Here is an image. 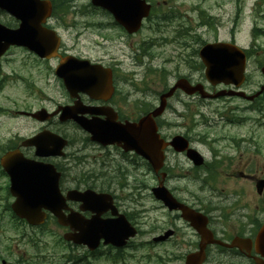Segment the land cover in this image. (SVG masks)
<instances>
[{
  "label": "flooded vegetation",
  "instance_id": "af4514ba",
  "mask_svg": "<svg viewBox=\"0 0 264 264\" xmlns=\"http://www.w3.org/2000/svg\"><path fill=\"white\" fill-rule=\"evenodd\" d=\"M243 2V0H240ZM243 7V6H242ZM242 7L238 13H242ZM264 1H257L250 11L253 14V26L251 27L252 37L249 46L242 47L244 49L246 59H251L254 63L253 71L256 73L257 79L252 82L251 89L245 86V81L241 85L242 90L250 94H256L264 87V45L257 42L255 32L258 35L264 32V29L255 26L256 22H264ZM79 9V7H77ZM97 16L96 26L99 31V38L90 39L93 43L88 44L85 48L74 44L72 47L61 44L59 53L54 58H40L35 54L22 50L21 54L30 56L32 68H39L44 76V87L52 89L55 92L54 96H47L45 91L39 88L37 96V106L33 108H24L21 111L26 112L20 115V110L13 111V115L23 117L39 124L37 130L29 136L42 130H49L54 133L65 136L68 140L73 136V132L79 130L78 126L70 120L61 121L59 119L60 111L64 107L78 106L80 108L99 109L96 113V118L101 120L110 119L113 123L124 125L127 122L138 121L139 118L152 111L160 104L161 95L175 85L180 78L188 80L190 83L201 81L193 80L190 71H193L191 61L195 59L196 51L191 45L190 33L193 30L192 17L183 16L181 8L175 7H159L158 2L151 4V11L140 29L130 33L125 30L120 24L116 23L112 16L106 10L100 7H89ZM155 8H159L158 12H154ZM189 9V8H188ZM187 9V10H188ZM190 11V10H189ZM240 18V15H239ZM241 21V19H239ZM237 20V24L238 21ZM147 24L149 32L154 33V36L134 39L140 34ZM55 23L50 21V27L54 28ZM88 28V27H87ZM83 25V29H87ZM165 32L169 33L165 34ZM77 41H79L80 31L76 32ZM261 39L264 37L260 36ZM187 39V40H186ZM233 36L230 41H233ZM78 43V42H77ZM122 44L130 49V53L134 58L133 62L137 66H142L141 84L138 88L127 87L128 79H135L137 73L127 75L122 70L123 62H120L118 57L124 56L118 53L120 47L115 49V45ZM18 55L13 60L18 68ZM74 56L81 60H87L91 65H97L90 69L92 74L100 73L96 76V82L93 87H88V91H78L72 96L64 86L63 80L56 75L55 69L58 64L66 57ZM160 60H156L157 58ZM2 61H0L1 64ZM175 64L172 71H168L166 64ZM182 65V66H180ZM187 69V73H185ZM18 70V69H17ZM95 75V74H94ZM145 75H148L152 82L159 81L167 77V83H161L162 88L159 92L153 93L150 96L143 89L145 83ZM169 75H172L173 80H168ZM23 74H17L14 71V78L19 84L21 83ZM147 77V78H148ZM52 78V79H51ZM133 80V79H132ZM52 81V82H51ZM35 84V83H34ZM37 86V84H35ZM205 86L210 92H215L217 87L205 82ZM229 89L230 87L220 86L219 89ZM197 93L188 94L180 89H176L171 96L165 99V110L160 118L157 119V127L161 137L168 142L174 135L165 134L164 116L169 107L175 109L176 104L172 100L178 97V104L183 108H189L191 99H200ZM229 98V97H228ZM187 101V103L185 102ZM251 113L253 117H232L221 115L212 121H208L206 130L202 134L188 135L183 134L190 148L197 150L201 156L199 165H195V161L187 156V151L177 152L172 147L166 146L164 150V165L154 175L151 172L150 166L134 151H125L117 144L100 145L93 143L98 149L111 148L112 154L117 157L114 159L115 165L113 172L122 174L126 180L131 173L147 171L153 175L149 183V194L152 195L153 186L162 183L166 189L176 198V200L205 215L206 227L209 230L213 240L204 243L201 235L192 226L191 223L183 218L179 210H170L164 205L162 199H154L158 203L160 217L157 219L159 226L155 234L151 237L150 243L158 244L165 247L162 254H158L159 259L164 264L181 263L184 264L188 254L196 253L201 250L203 245V255L201 254V264H264V164L259 163V155L264 153V89L256 95L251 101ZM204 103V102H202ZM46 109L44 120H39L28 115L32 111ZM239 111L238 108H236ZM88 118H92L91 114H86ZM182 116V114H181ZM67 123H71V130L68 129ZM66 126V127H65ZM221 130L220 133H215ZM80 131V130H79ZM241 131V132H240ZM240 132V134H238ZM176 135V134H175ZM1 142V137H0ZM205 152H203L202 150ZM234 151V155H229L227 151ZM250 150V157L247 156V151ZM23 155L28 158H33L42 161H51L61 171L60 188L62 192H66L71 187L83 190L86 187L73 186L64 179L65 169L70 164L71 158L74 157L75 151H68L61 158H37L34 155L33 148H22ZM217 152L223 153L220 156ZM2 156L0 143V159ZM236 159L237 166L228 169L223 166L225 160L230 158ZM5 178V195H2V184H0V217L3 215L4 208L3 199L9 201V205L13 200L12 196L7 194L9 183L8 176L4 173L0 163V179ZM191 179L190 182L183 181ZM241 182H248L249 191H245L244 185ZM190 184V185H189ZM196 184L198 190L208 191V196L202 193H196L190 186ZM100 189L94 190L104 193L103 202L97 203L101 208L102 218H114L115 208L109 207V200L117 208L118 214H124L127 220L134 226L137 235H142L143 230L140 229V223L143 219L138 220L137 210H125V198L120 197L118 188H111L103 183L98 184ZM116 185L126 187L129 190V182L124 185L120 183V178L116 180ZM209 188L210 190H208ZM212 190V191H211ZM227 190H229L227 192ZM123 193L124 190H121ZM129 194V193H128ZM214 197V198H213ZM127 201L131 202L129 199ZM7 203V202H5ZM68 208L64 210L67 216L70 210H74L84 218H89L91 212L88 209L80 210V202H67ZM113 206V205H112ZM113 206V207H114ZM202 215V216H203ZM63 233L70 231L68 226H59ZM146 233V231H144ZM150 233V232H149ZM165 238L153 241V237L162 236ZM1 235V230H0ZM133 240L128 242L124 247L101 246L107 249L108 255L116 256L122 260L125 258L124 250L130 247ZM147 241L145 242V244ZM98 248L91 252L93 259H97L102 253V249ZM167 247H170L168 249ZM110 257H107L109 259ZM1 264L3 262L1 261ZM5 264V263H4Z\"/></svg>",
  "mask_w": 264,
  "mask_h": 264
},
{
  "label": "rangeland",
  "instance_id": "374dc122",
  "mask_svg": "<svg viewBox=\"0 0 264 264\" xmlns=\"http://www.w3.org/2000/svg\"><path fill=\"white\" fill-rule=\"evenodd\" d=\"M90 0H66L62 5V11L57 13L56 20H52L55 23V29L61 36L63 44L72 47L74 44H79L82 47H89L88 44L93 43L90 39L99 38L97 36L99 31L96 30L92 24H96L97 16L95 12L89 8ZM257 1L264 0H153L158 2L159 7H175L181 8L183 16L192 17L193 30L190 33L192 38L191 45L195 48V59L191 61L193 71H190L191 78L193 80H202L203 70L199 65L197 57V50L204 42H213L215 40H228L233 36L235 42L240 46H249L250 39L252 37L251 27L254 25L253 14L250 12L252 7ZM70 4L69 6H67ZM75 9L71 8L74 7ZM243 6V7H242ZM79 7V9L77 8ZM242 7V13H238V10ZM189 8V9H188ZM188 9V10H187ZM264 10V7L262 8ZM190 10V11H189ZM159 8H155L154 12H158ZM240 15V18H239ZM57 16H60L58 20ZM241 19V21L239 20ZM237 20L238 24H237ZM0 22H7L9 24L14 23L13 19L7 16V14L0 13ZM6 24V23H5ZM83 25L87 29H83ZM255 26L264 29V22H256ZM80 31L79 41H77L76 32ZM169 32H165L167 34ZM255 37L258 38L257 42L264 45V32L258 35L255 32ZM171 33L168 34L170 36ZM154 36L155 34L149 32L147 24L145 29L136 36L134 39L140 40L141 38ZM187 40V39H186ZM78 42V43H77ZM120 47L119 54L124 55L118 57L120 62H123L122 70L127 75L131 73H137L136 78L132 77L128 79L126 83L127 87L140 86L142 69L133 62L134 58L130 49L126 48L122 44L115 45V49ZM21 52L9 51L3 58L0 64V137H1V151L7 147L14 145L20 136H27L34 133L39 124L23 117H14L13 111L22 110L24 108H33L37 106L36 99L39 95V88L47 93V96H54L55 92L52 89H46L43 81L44 76L39 68H32L33 60L28 55H20ZM18 55L17 59L19 66L13 60ZM156 60H160L158 57ZM174 62L167 65L168 71H172L175 64ZM182 66V65H180ZM248 78L245 86L248 89L253 88L252 82L257 79L255 71H253L254 63L249 59L247 65ZM18 69V70H17ZM14 71L17 74L21 73L24 77H21V83L15 81ZM187 73V69H185ZM148 75H145V85L143 89L146 94L150 96L153 93L159 92L162 88L161 83H167V77L160 79L159 81L152 82ZM52 79V78H51ZM168 80L172 81V75H169ZM264 79H260L263 81ZM52 82V81H51ZM37 84V86L35 84ZM176 104V108L169 107L164 116L165 134H177L183 133L188 135H197L205 132L208 121H216L221 115L227 114V116L241 117L253 115L245 111L248 106L246 101L239 100L237 98H221L211 101H200L198 99H191L189 104L192 107L183 108L177 102L178 97L172 99ZM187 103V101H185ZM204 102V103H202ZM238 107L239 111L236 110ZM200 111L204 113V116L199 119L195 116V119H199L195 123L192 122L190 114L192 112ZM182 114V116H181ZM71 123H67L68 129L71 130ZM65 126V127H66ZM241 132V131H240ZM240 132L238 134H240ZM215 133H220L218 130ZM71 139H74L67 147L68 151H75V158L68 164L67 179H74V185L80 186H92L100 189L98 184L103 183L109 186L111 183V190L113 188L119 189L120 197L125 198V210L130 211L136 209L138 220L140 223V229L143 230L142 235H137L133 238V243L124 250V259L117 258L116 256L108 255L107 249L101 247L102 253L97 259H93L92 256L85 254L86 248L83 246H71L65 240L63 241L62 231L59 226L53 222L48 221L43 226L30 227L26 226L24 222L11 217L7 211L3 212L0 217V264L4 259L5 264H164L159 259L158 254L164 255L163 250L165 247H161L158 244L150 243L151 237L155 234L156 229L159 226L157 219L160 217V211L158 209V203L149 194V183L153 175L151 173L146 174L144 171L131 173L125 180L122 174L113 172L115 165L114 159L117 157L115 154L109 156L108 151L97 150L91 142L85 140V133L82 131L73 132ZM264 137L260 138L263 141ZM76 141V142H75ZM202 150V149H201ZM205 152L204 150H202ZM229 155H234V151H227ZM220 156L221 152H217ZM237 157V155H234ZM230 158L224 161L225 167L231 169L237 166L236 159ZM247 156L250 157V150L247 151ZM259 163L264 164V153L259 155ZM120 178V183L124 185L129 182V190L126 187H120L116 185V180ZM183 181H186L184 179ZM191 179H187L186 182H190ZM243 183L244 190L249 191L248 182ZM3 190L2 195H5V178L0 179ZM190 185V184H189ZM190 189L196 193H202L208 196V191L198 190V186L193 184ZM210 190L209 188H207ZM121 190H124L122 193ZM212 191V190H211ZM229 190H227L228 192ZM130 193V197L128 196ZM214 198V197H213ZM129 199L131 202L127 201ZM5 202L9 203L6 198L3 199V206ZM146 231V233L144 232ZM150 232V233H149ZM31 239V240H30ZM147 243L145 244V242ZM170 249V247H167ZM84 258L82 260L80 258ZM107 257H110L107 259ZM169 264H181V263H169Z\"/></svg>",
  "mask_w": 264,
  "mask_h": 264
},
{
  "label": "water",
  "instance_id": "95a60500",
  "mask_svg": "<svg viewBox=\"0 0 264 264\" xmlns=\"http://www.w3.org/2000/svg\"><path fill=\"white\" fill-rule=\"evenodd\" d=\"M91 3L111 12L115 21L128 32L136 30L140 26L141 19L146 17L150 10V6L144 0H91ZM0 9L6 10L20 20L18 27L14 29L0 23V55L10 44H22L35 50L40 56L48 57L55 54L58 37L54 31H43L41 26L51 11L50 3L47 0H0ZM199 56L205 66V77L211 84L223 82L238 86L243 81L245 56L235 45L219 41L207 43L200 49ZM77 67L82 70L79 71ZM88 67L90 66L87 61L81 62L68 57L62 60L56 69V74L63 79L67 90L73 94L80 89L88 90V87L95 83L96 76H100V73H94L95 75L89 73ZM90 79H93L92 83ZM175 86H180L187 92L201 89L199 85L196 87L185 86L181 81ZM173 89L165 96L170 95ZM220 94L244 95L241 92L230 90L228 92L221 91L213 96ZM163 108L164 102L162 101L152 113L145 115L138 122L125 125L112 121L88 120L77 116V113L86 111L96 112L92 109H81L78 106L62 108L60 119L72 118L83 129L91 133V139L102 143H121L126 150L135 149L148 159L154 170L157 171L162 164L163 142L155 132L152 116L159 115ZM64 144L65 141L62 138L47 132H42L23 142V145H35L36 155L39 156L60 154ZM172 144H175V148L178 150L186 146L179 137L175 138ZM196 155V152L190 150L189 157L198 160ZM1 164L10 177V192L15 196L11 208L19 218L25 219L29 224L38 225L43 223L46 216L45 210H48L57 218L58 223L66 224L61 211L64 202L58 188L59 174L51 164L26 159L18 151H9L4 154ZM152 191L154 196L162 199L170 209H180L182 216L200 233L204 243L212 240L205 227L206 221L200 213L178 203L161 185L153 188ZM87 201L90 202L91 198L88 197ZM69 222L70 226L78 231L64 234V238L76 244L86 245L90 250L98 246L101 238L104 239V243L121 246L136 232L123 215H120L116 220H105L97 216H93L90 220L74 217ZM164 237L165 235L154 239L159 240ZM204 243L199 252L186 256L184 264H201Z\"/></svg>",
  "mask_w": 264,
  "mask_h": 264
},
{
  "label": "trees",
  "instance_id": "16d2710c",
  "mask_svg": "<svg viewBox=\"0 0 264 264\" xmlns=\"http://www.w3.org/2000/svg\"><path fill=\"white\" fill-rule=\"evenodd\" d=\"M66 0H53L54 6L59 7V5H64ZM31 240V239H30Z\"/></svg>",
  "mask_w": 264,
  "mask_h": 264
}]
</instances>
